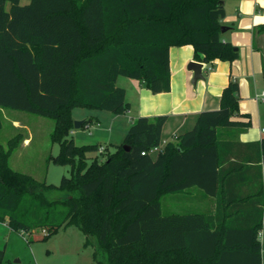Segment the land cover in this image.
<instances>
[{
    "label": "trees",
    "instance_id": "obj_1",
    "mask_svg": "<svg viewBox=\"0 0 264 264\" xmlns=\"http://www.w3.org/2000/svg\"><path fill=\"white\" fill-rule=\"evenodd\" d=\"M21 1L0 0V131L2 109L52 120L50 139L59 152L47 161L70 167V176L58 186L38 182L9 165L22 137L7 149L0 144V223L26 235L44 232L42 241L75 226L99 264H262L264 133L255 165L232 161L233 144L218 138L219 129L249 127L233 120L240 115L237 82L223 90L218 110L200 113L191 130L163 148L164 116L137 118L112 153L104 146L102 163H88L87 155L103 146H77L70 136L75 108L129 111L120 77L168 92L172 47L192 46L194 60L204 64L236 60V48L220 37L226 0ZM253 169L252 193L229 198ZM192 187L217 198L215 216L162 214V196ZM52 191L65 196L49 200ZM240 202L257 205L256 216L221 210ZM239 219L247 227L233 226ZM0 264H13L4 248Z\"/></svg>",
    "mask_w": 264,
    "mask_h": 264
},
{
    "label": "crops",
    "instance_id": "obj_2",
    "mask_svg": "<svg viewBox=\"0 0 264 264\" xmlns=\"http://www.w3.org/2000/svg\"><path fill=\"white\" fill-rule=\"evenodd\" d=\"M223 7L225 16L220 20V25L226 30L220 37L222 41L236 48L237 59L233 62L216 60L210 64L202 63L203 79L193 84V72L187 69L188 63L195 61L192 46L170 48L168 51L170 90L153 93L143 81L120 77L125 79L123 89L126 92L129 111L123 115H113L112 126L119 124L126 134L137 118L153 119L164 116L166 121L162 128L163 148L169 142L174 143L176 136L191 130L200 113L218 110L223 90L230 81H235L239 87L240 115L233 117V120L249 122V127L242 132L219 129L218 138L221 142L233 144L232 154L235 156H232V161L255 165L259 156L256 144L260 143L264 133V102L254 99L255 95L264 89V32L259 30L264 25V0H226ZM5 111L1 110L2 119ZM73 120L82 122L91 120V124L97 123L98 127L101 125L98 116L82 119L73 117ZM10 121L14 129L23 127L16 118L10 116ZM74 135L75 132L72 131L70 136L77 145ZM31 144L30 135L22 137L20 146L22 149H28ZM258 166L262 168L264 198V168L261 162ZM256 177V169L249 171L236 182L237 184L235 183L236 189L229 192V198L241 199L251 194L253 187L256 186ZM243 182L247 185H243ZM234 205L227 207L224 204L221 210L223 209V212L229 209L233 212L238 210L240 213H249L251 216L254 213L256 216L257 205L250 204L245 207L242 202ZM160 207L163 215L202 213L215 216L218 213L217 198L208 197L195 187L162 196ZM241 220L239 219L233 226H238L239 229L247 227ZM258 240L261 246V261L264 264V205L262 229Z\"/></svg>",
    "mask_w": 264,
    "mask_h": 264
},
{
    "label": "rangeland",
    "instance_id": "obj_3",
    "mask_svg": "<svg viewBox=\"0 0 264 264\" xmlns=\"http://www.w3.org/2000/svg\"><path fill=\"white\" fill-rule=\"evenodd\" d=\"M27 1L22 0L25 5ZM125 79L120 78L116 84L123 88ZM2 119L0 131V144L7 149V142L20 135L31 136L32 144L28 149H22L21 143L12 153L9 165L12 169L33 177L38 182H45L58 186L62 176H70V167L48 162L49 156L55 157L59 152V146L51 142L50 134L54 123L52 120L33 114L6 110ZM74 118H90L98 116L100 126L90 124L87 127L74 129L73 136L77 146L100 145L107 146L109 152L114 151V145L122 143L125 131L121 126L111 125L113 114L106 111L88 110L78 107L72 112ZM10 116L16 118L25 127L14 129ZM111 126V127H110ZM156 155V154H154ZM88 163L98 158L104 162L107 155L98 152L87 155ZM49 200L64 198L65 193L52 191L46 194ZM43 232L33 231L32 234L12 232L4 223H0V249H5V259L16 264H99L93 258V248L84 246L85 236L75 226L61 228L55 235L46 241H42ZM31 241V242H29Z\"/></svg>",
    "mask_w": 264,
    "mask_h": 264
},
{
    "label": "water",
    "instance_id": "obj_4",
    "mask_svg": "<svg viewBox=\"0 0 264 264\" xmlns=\"http://www.w3.org/2000/svg\"><path fill=\"white\" fill-rule=\"evenodd\" d=\"M225 30L226 28L221 27V33H224ZM202 68H203V64L200 62L191 61L190 63H188L187 69L193 72V81H192L193 84L203 79ZM82 123H83L82 121H74V129H79ZM123 148L126 151H129V147L123 146ZM13 264H16V262H14Z\"/></svg>",
    "mask_w": 264,
    "mask_h": 264
},
{
    "label": "built area",
    "instance_id": "obj_5",
    "mask_svg": "<svg viewBox=\"0 0 264 264\" xmlns=\"http://www.w3.org/2000/svg\"><path fill=\"white\" fill-rule=\"evenodd\" d=\"M208 70H211V68H208ZM256 101L264 102V89L261 90L259 93H257L254 97ZM105 151V147H100L98 150V153L101 154ZM159 151V148H154L151 150V153H157ZM141 155H144L143 153ZM44 233V232H43Z\"/></svg>",
    "mask_w": 264,
    "mask_h": 264
},
{
    "label": "clouds",
    "instance_id": "obj_6",
    "mask_svg": "<svg viewBox=\"0 0 264 264\" xmlns=\"http://www.w3.org/2000/svg\"><path fill=\"white\" fill-rule=\"evenodd\" d=\"M258 19H260V18H258Z\"/></svg>",
    "mask_w": 264,
    "mask_h": 264
}]
</instances>
